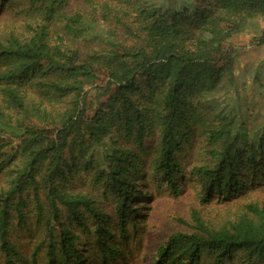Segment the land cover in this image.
Wrapping results in <instances>:
<instances>
[{
    "label": "trees",
    "instance_id": "obj_1",
    "mask_svg": "<svg viewBox=\"0 0 264 264\" xmlns=\"http://www.w3.org/2000/svg\"><path fill=\"white\" fill-rule=\"evenodd\" d=\"M4 11L23 26L0 28L2 264L22 259L9 237L26 226L30 196L50 218L34 252L43 250L45 264H87L75 231L61 225L59 238L52 234L62 212L84 228L86 215L95 219L103 258L120 254L108 244L109 216L68 186L80 172L115 198L122 235L126 217L139 215L137 177L150 165L178 194V156L194 137L206 141L207 160L189 171L202 203L264 181V123L243 137L240 105L213 120L200 111L237 66L233 39L258 22L264 43V0H0ZM251 82L264 97L261 71ZM180 223L187 230L170 236L154 264H264V204L247 203L215 227L197 210Z\"/></svg>",
    "mask_w": 264,
    "mask_h": 264
},
{
    "label": "rangeland",
    "instance_id": "obj_2",
    "mask_svg": "<svg viewBox=\"0 0 264 264\" xmlns=\"http://www.w3.org/2000/svg\"><path fill=\"white\" fill-rule=\"evenodd\" d=\"M78 1L71 0V5L77 4ZM9 11L0 12V28L7 31H20L23 19H15ZM259 26L262 25L258 22L252 24L243 34L233 39V44L238 51L237 66L233 74L224 82V87L206 98L205 103L200 107L204 117L213 120L218 113L237 109L240 105L243 123L240 134L243 137L264 123V97H259L257 92L255 93L257 88L251 82L256 73L260 71L264 82V66H260L264 63V43L258 44L262 34V27L259 28ZM152 143L151 148L147 147L145 152L148 158L154 155L156 144L154 141ZM205 144L204 137H194L179 153L178 157L185 171L177 178L178 186L181 188L178 194L169 188L167 180L150 168V165L146 166L148 170L137 177L138 180L143 179L140 186L142 198H136L133 201V205L139 207L136 209L139 215L126 217L125 235H122L118 229L119 219L115 198L105 194L102 185L92 182V172H80L70 178L69 188L74 192L92 196L99 203V208L109 216L103 226L108 227L111 232L108 244L116 246L120 251L115 258L109 256L103 258L100 247L95 243V239L100 234L95 229L96 220L87 215L82 221L86 228L76 224L66 212L60 215L61 224L55 223L52 219V234L55 239L60 236L61 225L75 231L81 238L79 249L85 256L84 261L87 264H154L158 260L159 251L165 247L170 236L178 231L187 230L180 221L189 222L192 210L200 212L202 219L215 227L240 216L247 203L264 204V181L247 187L237 197L223 200L215 195L210 202H201L200 197L204 191L189 171L191 166L207 160L203 151ZM101 153L102 149H98L94 160L97 159V154L101 155ZM30 198L31 205L26 226L13 231L9 239L21 255L22 259L19 264H45L43 250H40L36 256L34 252L49 237L47 229H49L50 218L45 214L39 216L32 196ZM2 256L4 257L0 252V264L3 263ZM210 263L209 258L202 262V264ZM254 263L257 264L253 261L252 264ZM225 264L244 263L240 258H236L234 261L227 260Z\"/></svg>",
    "mask_w": 264,
    "mask_h": 264
}]
</instances>
